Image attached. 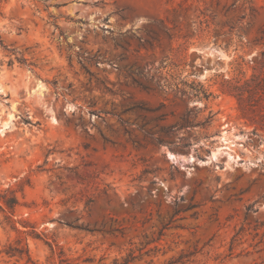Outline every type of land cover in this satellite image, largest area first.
Wrapping results in <instances>:
<instances>
[{
    "label": "rangeland",
    "instance_id": "obj_1",
    "mask_svg": "<svg viewBox=\"0 0 264 264\" xmlns=\"http://www.w3.org/2000/svg\"><path fill=\"white\" fill-rule=\"evenodd\" d=\"M263 26L264 0H0V264H264Z\"/></svg>",
    "mask_w": 264,
    "mask_h": 264
},
{
    "label": "trees",
    "instance_id": "obj_2",
    "mask_svg": "<svg viewBox=\"0 0 264 264\" xmlns=\"http://www.w3.org/2000/svg\"><path fill=\"white\" fill-rule=\"evenodd\" d=\"M258 41H264V26L260 31V38ZM259 64L261 65L262 68H264V50L261 51V60H260ZM255 78H257L258 80H261V81L264 80V73L258 77H255ZM259 85L260 84H257L256 88L258 90H262L261 86H259ZM194 97H197V95H195ZM6 255L8 257H17L19 260H22L23 257L25 256L26 257V264H35L34 262L31 261L28 252L26 250H24L22 247H20V248L9 247V250L6 251ZM134 259H136L134 252L129 251L127 254H125V256L121 257V262H118L117 259H115L113 264H130ZM61 262L65 263V264H72V263H69L67 260H61Z\"/></svg>",
    "mask_w": 264,
    "mask_h": 264
},
{
    "label": "bare ground",
    "instance_id": "obj_3",
    "mask_svg": "<svg viewBox=\"0 0 264 264\" xmlns=\"http://www.w3.org/2000/svg\"><path fill=\"white\" fill-rule=\"evenodd\" d=\"M220 149H223V148H219V150H220ZM214 155H215V153H214ZM170 156H171V155H170Z\"/></svg>",
    "mask_w": 264,
    "mask_h": 264
}]
</instances>
